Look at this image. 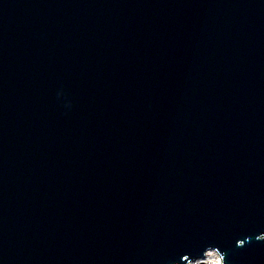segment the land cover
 Here are the masks:
<instances>
[{"label":"water","instance_id":"water-1","mask_svg":"<svg viewBox=\"0 0 264 264\" xmlns=\"http://www.w3.org/2000/svg\"><path fill=\"white\" fill-rule=\"evenodd\" d=\"M264 264V0H0V264Z\"/></svg>","mask_w":264,"mask_h":264},{"label":"bare ground","instance_id":"bare-ground-1","mask_svg":"<svg viewBox=\"0 0 264 264\" xmlns=\"http://www.w3.org/2000/svg\"><path fill=\"white\" fill-rule=\"evenodd\" d=\"M198 263L221 264V261H220L218 254L215 251H208L206 252L205 256L200 261H198ZM190 264H193V262H191Z\"/></svg>","mask_w":264,"mask_h":264},{"label":"rangeland","instance_id":"rangeland-1","mask_svg":"<svg viewBox=\"0 0 264 264\" xmlns=\"http://www.w3.org/2000/svg\"><path fill=\"white\" fill-rule=\"evenodd\" d=\"M193 264H201V263H193ZM203 264V263H202Z\"/></svg>","mask_w":264,"mask_h":264}]
</instances>
